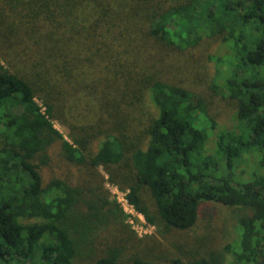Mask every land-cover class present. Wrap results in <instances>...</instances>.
Instances as JSON below:
<instances>
[{"label": "trees", "instance_id": "1", "mask_svg": "<svg viewBox=\"0 0 264 264\" xmlns=\"http://www.w3.org/2000/svg\"><path fill=\"white\" fill-rule=\"evenodd\" d=\"M214 1L0 0V264H264V177L236 174L249 145L264 167V0H219L221 14ZM213 36L205 83L230 126L183 59ZM105 180L158 232L192 228L211 203L248 212L232 241L180 235L154 261Z\"/></svg>", "mask_w": 264, "mask_h": 264}, {"label": "rangeland", "instance_id": "2", "mask_svg": "<svg viewBox=\"0 0 264 264\" xmlns=\"http://www.w3.org/2000/svg\"><path fill=\"white\" fill-rule=\"evenodd\" d=\"M234 6L232 7L233 11H237L238 9L242 10V7ZM213 10L216 11L217 14L223 13L222 3L219 0L214 1ZM218 46V39L213 37H205L194 49H192L190 55L186 58L187 64L192 68L191 72H188L187 78L193 79L196 77L195 87L199 89L202 95L206 98L210 111L216 114V118L219 124L231 125L233 121V115L231 116L232 107L229 102H226L219 98L218 95H212L211 90L206 87L205 79H207L208 70L211 72L212 63L202 61L203 55L207 52L211 53ZM187 55V54H185ZM200 57V59H199ZM198 58V60H197ZM40 103L38 99H36ZM53 125L62 133L64 138L69 140L68 138V128L56 120H53ZM252 151L249 153H245L242 157L243 159L236 166V174L240 180H248L253 178L254 176L262 175L264 177V167L258 165V159L261 155V152L258 149L257 145H249ZM55 160L58 159L57 156L54 157ZM68 169V174L70 178L77 180L82 177V175L72 166L66 167ZM99 171V175L101 174L103 178L106 179L107 173L104 171L102 167L97 168ZM56 170L54 165H48L43 169L44 176L53 173ZM98 173V172H97ZM103 188L108 191L109 197L112 199L116 198V192H124V189L119 188L116 184L111 183L107 180L103 181ZM118 192V193H119ZM142 195L145 198L146 202L149 203V193L148 190H142ZM117 201V200H116ZM119 204V202H117ZM120 205V204H119ZM121 207V206H120ZM202 211L198 215V220L196 224L185 231L175 232H158L155 231L154 226L151 228V224L147 223L143 216H136L133 214L127 215L126 222L129 224L130 229L134 231L138 240V247H141L142 244L151 240L157 243L155 253L150 255L151 259L154 261L160 260L159 255L161 252L166 256H171L176 253V249L174 247V243H177V240L180 235L185 236L190 239H197V236H201L204 238V242L207 247H220L226 242L232 241V239L236 236L237 228H236V219L239 215H242L248 212L247 209L233 206L229 207L220 203H211L202 207ZM142 217V218H141ZM131 220V221H130ZM110 223L107 228L100 234L97 247L101 248L106 246L105 243L110 242L113 239V233L120 229V225L117 223ZM147 235V236H144ZM107 239V241H106ZM106 241V242H105ZM131 251L134 249L130 248ZM156 263V262H155ZM223 264H236L233 261V257L231 254H225Z\"/></svg>", "mask_w": 264, "mask_h": 264}, {"label": "built area", "instance_id": "3", "mask_svg": "<svg viewBox=\"0 0 264 264\" xmlns=\"http://www.w3.org/2000/svg\"><path fill=\"white\" fill-rule=\"evenodd\" d=\"M115 192H116V200H117V202H119V204H120V206H121V208H122V210L126 213V215H129V213L130 214H133V215H135L136 214V216H142V214L141 213H139L138 211H136V209L133 207V205L132 204H130L128 201H127V199H126V197H125V193H126V191H124V192H121V194H120V192L119 191H117L116 189H115ZM119 192V193H118ZM142 218V217H141ZM143 219V222H144V218H142ZM131 221V220H130ZM152 226L153 225H151V228H152Z\"/></svg>", "mask_w": 264, "mask_h": 264}]
</instances>
